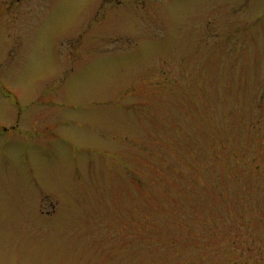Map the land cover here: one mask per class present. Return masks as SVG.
<instances>
[{"label": "rangeland", "instance_id": "rangeland-1", "mask_svg": "<svg viewBox=\"0 0 264 264\" xmlns=\"http://www.w3.org/2000/svg\"><path fill=\"white\" fill-rule=\"evenodd\" d=\"M34 10L0 7V264H264V0Z\"/></svg>", "mask_w": 264, "mask_h": 264}, {"label": "flooded vegetation", "instance_id": "flooded-vegetation-1", "mask_svg": "<svg viewBox=\"0 0 264 264\" xmlns=\"http://www.w3.org/2000/svg\"><path fill=\"white\" fill-rule=\"evenodd\" d=\"M40 2H53V0H0V7H6V9L12 11L13 13L9 14L12 16L16 14L14 11H18L20 7L26 11L25 14L33 16L37 12L34 9L37 8ZM15 6H18V8L14 9Z\"/></svg>", "mask_w": 264, "mask_h": 264}]
</instances>
